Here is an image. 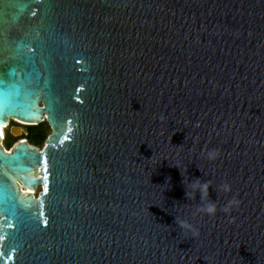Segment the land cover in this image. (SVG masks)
Instances as JSON below:
<instances>
[{
  "label": "water",
  "instance_id": "obj_1",
  "mask_svg": "<svg viewBox=\"0 0 264 264\" xmlns=\"http://www.w3.org/2000/svg\"><path fill=\"white\" fill-rule=\"evenodd\" d=\"M10 118L0 264H264V0H0Z\"/></svg>",
  "mask_w": 264,
  "mask_h": 264
},
{
  "label": "rangeland",
  "instance_id": "obj_2",
  "mask_svg": "<svg viewBox=\"0 0 264 264\" xmlns=\"http://www.w3.org/2000/svg\"><path fill=\"white\" fill-rule=\"evenodd\" d=\"M11 127L22 128L20 134L13 135ZM50 127L46 122H43L37 126H22L18 123L11 122L10 127L5 130V138L3 140V145L6 149H11L14 142L18 139H26L31 145H34L38 149H42L46 138L50 134Z\"/></svg>",
  "mask_w": 264,
  "mask_h": 264
},
{
  "label": "bare ground",
  "instance_id": "obj_3",
  "mask_svg": "<svg viewBox=\"0 0 264 264\" xmlns=\"http://www.w3.org/2000/svg\"><path fill=\"white\" fill-rule=\"evenodd\" d=\"M16 121V122H15ZM11 122H15V123H18L19 125H22V126H31L32 124H27V123H23V122H18L17 120H13V119H9V121H8V124H7V126L6 127H4V128H0V135H1V138H2V141H1V146H2V148L6 151V152H8V153H10V151H11V149L9 150V149H6L5 147H4V145H3V140H4V136H5V130L10 126V124H11ZM22 131V128H18V127H13L12 128V134L13 135H17V134H20V132ZM40 150V149H39ZM20 187V190H22L23 191V193H26V194H31L32 196H34V197H36L37 195H38V193L41 191V186H39L36 190H29V189H27V188H24V187H22V186H19Z\"/></svg>",
  "mask_w": 264,
  "mask_h": 264
},
{
  "label": "clouds",
  "instance_id": "obj_4",
  "mask_svg": "<svg viewBox=\"0 0 264 264\" xmlns=\"http://www.w3.org/2000/svg\"><path fill=\"white\" fill-rule=\"evenodd\" d=\"M207 211H209V212L215 211V203L214 202L209 203V205L207 206Z\"/></svg>",
  "mask_w": 264,
  "mask_h": 264
},
{
  "label": "flooded vegetation",
  "instance_id": "obj_5",
  "mask_svg": "<svg viewBox=\"0 0 264 264\" xmlns=\"http://www.w3.org/2000/svg\"><path fill=\"white\" fill-rule=\"evenodd\" d=\"M11 125V124H10ZM10 127V126H9ZM11 129H12V127H11ZM12 131V130H11ZM20 140H26V139H18V140H16L15 142H14V145L18 142V141H20ZM27 141V140H26ZM13 145V146H14Z\"/></svg>",
  "mask_w": 264,
  "mask_h": 264
},
{
  "label": "trees",
  "instance_id": "obj_6",
  "mask_svg": "<svg viewBox=\"0 0 264 264\" xmlns=\"http://www.w3.org/2000/svg\"><path fill=\"white\" fill-rule=\"evenodd\" d=\"M34 146V145H33Z\"/></svg>",
  "mask_w": 264,
  "mask_h": 264
}]
</instances>
